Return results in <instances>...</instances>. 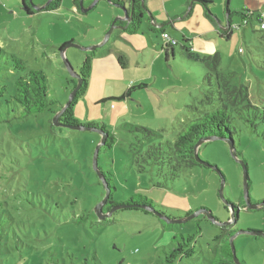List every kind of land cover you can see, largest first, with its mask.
I'll return each mask as SVG.
<instances>
[{
  "label": "rangeland",
  "instance_id": "1",
  "mask_svg": "<svg viewBox=\"0 0 264 264\" xmlns=\"http://www.w3.org/2000/svg\"><path fill=\"white\" fill-rule=\"evenodd\" d=\"M46 1L31 0L32 7H41ZM94 1L83 0V7ZM157 1L149 0V4L159 6ZM208 1L209 12L222 24L226 10L232 12L229 39L200 33L205 26L196 17L198 8L180 25L189 36L201 40L196 45L200 44L203 51L215 50L211 52L219 56V71L231 74L230 85L247 89L251 107L244 108L242 114L229 110L236 159L226 141L207 140L199 145L197 154L210 166L185 167L172 177L160 164L142 162L137 156L147 144L164 145L166 140H172L184 122L195 118L197 112L188 105L210 110L220 104L219 99H208L216 98L218 93L215 84L210 86L202 80L205 70L191 62H181L178 57H169L165 64L162 55L153 67L126 63L128 66L121 71L125 79H143L148 85L135 89L128 101L94 103L93 96L102 91L108 96L110 90L119 94L122 87L120 65L117 64L118 72L109 69L103 73L99 72L103 61L97 60L89 74L90 87L73 107L74 117L82 124L104 123L115 136L110 148H99L97 158L99 168L113 174V200L123 201L139 193L157 210L168 209L179 216L181 210L205 207L224 222L230 217L226 199L240 205L238 217L231 223L238 232L232 239L236 257L245 264H264V237L244 232H264V207H241L244 174L239 162L246 165L249 201L262 202L264 28L260 24L264 18L260 21L254 14L243 25L238 14L243 10L264 12V0H228V4L227 0ZM118 9L99 0L88 12H75L71 0H60L55 10L27 14L21 0H0V80L17 76L11 70L14 55L27 68L45 72L48 98L56 101L50 109L24 119H11L12 113L0 108V264H167L166 253L175 246L172 233L192 232L198 224L193 256L174 264H205L201 255L215 243L219 226L204 218L203 212L185 223L172 224L171 230L154 214L141 210L119 209L109 217L98 218L95 208L105 195V187L93 169L92 158L102 134L98 129L51 125L52 111L66 103L71 80H77L67 71L60 47L66 44L63 56L78 73L87 52L79 47L95 45L90 43L95 36L103 39L113 19L118 18L114 12ZM107 45L97 50L102 53ZM124 125L144 126L153 134L145 137L126 130ZM139 165L144 169L139 170ZM216 167L225 179L224 200L219 196L221 180Z\"/></svg>",
  "mask_w": 264,
  "mask_h": 264
},
{
  "label": "trees",
  "instance_id": "2",
  "mask_svg": "<svg viewBox=\"0 0 264 264\" xmlns=\"http://www.w3.org/2000/svg\"><path fill=\"white\" fill-rule=\"evenodd\" d=\"M73 6L75 7V12L80 11L79 2L80 0H71ZM144 0H106V2L113 7H125L126 11L131 12V20L126 21L122 19H116L114 21V25L122 28L124 31L128 33H135L141 28V24L143 21L147 23L150 20H153V16L149 13L144 5ZM203 6L205 15L208 19H210L215 25H217L216 35L219 39H229L232 34V24H231V16L232 12L227 9V21L228 25L222 24L212 13L208 10V0H198ZM21 5L23 9H25L27 14H33L37 10H55L60 5V0H47L43 6H38L39 9H34L32 7L31 0H21ZM37 7V6H36ZM84 8V7H83ZM241 17V21L244 24L248 22V19H251L254 14L257 15L258 20L260 19V14L257 12H249L247 10H243L238 12ZM156 24L154 21H152ZM219 22L222 25V29L218 27ZM166 23H163L161 27H155L152 23H148V29L153 33H167L165 31ZM173 38V37H172ZM175 39V38H173ZM176 44L171 45L170 43H165L166 48H172L175 46L183 47L182 57L185 61L191 62L200 66L203 70H205V74L202 75V80L206 81L210 86L215 84L216 90L218 93L216 98L208 97L209 101L213 99H219L220 104L218 106H214L210 110H200L197 107H192L193 111H196V117L187 120L184 122L178 130L175 131L174 137L172 140H166L164 145L161 142L158 144H147L144 150L137 153V156L140 157L141 161L149 162L152 161L155 164H160L164 168L167 169L169 174L172 177L178 176V171L185 167H192L194 165L201 166H210L207 162L196 161L194 154V146L202 140V142L207 141L205 139L209 137L218 138V140H229L232 141V133L230 129V111H235L238 114L243 113L244 108L251 107V104L248 99V93L246 87L240 86H232L229 81L231 78L230 73H223L219 71V56L217 53L211 55H202L193 50L184 47V42L187 40L182 37L181 39H175ZM71 41L70 43H72ZM66 46L63 44L60 47V51ZM97 49L87 51L84 56V60L80 66L78 71L80 84L75 92L73 98L67 105V107L63 110L61 115L58 117L57 121L59 123L58 126H68L72 128H86V129H98L102 134L103 143L100 145L105 148H110L115 142V136L113 133L109 132L105 127L104 123H85L82 124L79 120L74 117L73 107L79 97L84 95L89 80V74L92 67V61L97 53ZM2 50L0 49V55L2 54ZM12 59V72L17 76H14L12 80L2 81L0 80V108H5L8 112L12 113L11 119H24L30 115H35L41 113L45 110L50 109L52 106L56 104L55 100L48 98V81L45 72L41 69H31L27 68L25 63L11 55ZM118 64L123 67L125 66L126 60L123 55H117ZM214 81V83H213ZM72 87L71 90L77 85L78 80L72 79ZM147 84L139 83L129 87L122 95L118 97H109L105 100H123L130 96V94L137 88L146 87ZM63 107V105L54 111H52L53 117L54 115ZM52 117V118H53ZM243 117V116H242ZM245 118V117H244ZM249 123L252 121L249 118H245ZM253 124V123H252ZM51 125L53 122L51 120ZM254 125V124H253ZM56 126V127H58ZM130 125H124L126 130L130 132H140L143 133L145 137L153 134L152 129H149L144 126H134L129 127ZM99 127V128H98ZM101 140V141H102ZM204 140V141H203ZM201 142V143H202ZM200 143V144H201ZM199 144V145H200ZM99 147V148H100ZM199 147V146H198ZM198 149V148H197ZM99 152V150H98ZM232 154H235L236 151H231ZM136 156V159H138ZM199 157V155H198ZM98 158V156H97ZM138 162V161H137ZM244 163V162H243ZM97 168L103 178V185L105 187V195L107 193V199L105 203L102 205V212L107 213L110 210L115 212L119 209H128V210H141L145 213L154 214L159 221L162 222L163 226L168 230H171L172 224H182L185 223L194 217H196L198 212H206L212 215L211 211L205 207H200L196 211L192 210H181L182 214L179 216L173 215L168 211V209L157 210L154 208L153 202L146 198L145 196L134 193L130 195L126 200L123 201H115L112 197V192L115 190V186L112 180L113 174L109 171H104L98 166ZM139 170L144 169V165H139ZM217 169V167H216ZM217 172L221 171L217 169ZM222 174V173H221ZM223 175V174H222ZM99 177V176H98ZM104 195V196H105ZM244 199V198H243ZM225 208L230 212V217L226 221L236 220L238 217V211L240 205H236L234 203L229 202L225 199ZM255 204V203H252ZM256 208L264 207V200L260 203L256 204ZM243 209H250L246 206L245 200L243 205L241 206ZM156 213L165 216L167 219L171 220H182L181 222H166L164 219L160 218ZM195 214L193 217L189 218ZM202 216L206 218L209 222H211L205 213H202ZM213 216V215H212ZM214 217V216H213ZM216 220L217 218L214 217ZM184 220V221H183ZM218 221V220H217ZM225 222V221H224ZM212 223V222H211ZM214 224V223H212ZM216 225V224H214ZM219 226V225H216ZM220 232L214 238V244L212 246H208L205 254L201 255V258L205 262V264H236L234 261V257L236 255L232 253L231 245L228 240L235 236L238 232L232 229L231 223L228 225L219 226ZM200 231L199 224L197 225V230L188 233H172V240L175 244L173 248H171L165 256V261L167 264H174L176 261L181 260L182 258H191L194 254L192 244L195 241L196 234ZM252 231V230H247ZM241 232V231H239ZM250 235V234H249ZM255 236V235H251ZM262 237V236H256ZM237 258V257H236ZM241 264H245V262L239 258H237ZM17 264V263H15Z\"/></svg>",
  "mask_w": 264,
  "mask_h": 264
},
{
  "label": "crops",
  "instance_id": "3",
  "mask_svg": "<svg viewBox=\"0 0 264 264\" xmlns=\"http://www.w3.org/2000/svg\"><path fill=\"white\" fill-rule=\"evenodd\" d=\"M98 1L99 0H96L95 4L92 3L91 4L92 7H94ZM143 2L146 9L153 16V20H150L148 23L150 24L152 23L153 25L154 23L152 21H154L156 24L166 23L165 31L171 37L178 40L184 37L187 40V42L183 43L184 47H187L193 50L194 52H197L202 55H211L212 54L211 51H215V50H211L209 52L203 51L204 49L201 48L200 44L196 45V42H199L201 40L197 39L195 36H189V33L185 31V28L182 25H180L181 22H183L187 18H190L192 15L196 14V11H194V9L198 8L200 12L197 13L196 17L198 16V18L201 20L202 25L205 26V28L200 30L201 31L200 33L209 32V34L211 33V35L213 34L214 36L217 37L216 35L217 25H215L210 19L207 18L203 6L198 0H175L176 3H172L169 0H158L155 3L159 4V6L156 4H149L150 3L149 0H144ZM114 12L115 15L117 14L118 17L123 18V12L120 8L118 9V11H114ZM148 23L146 21H143L140 30H138L135 33H128L123 29H120L119 27L113 29L108 41L106 42L108 43L105 49L106 52L104 51L101 53V51L100 52L98 51L92 61V64L94 65L97 60H101L103 61V63H101V65L99 66V72L107 71L109 69L112 70L113 72L114 71L118 72L117 55H123L125 57L127 64L135 63L137 67L140 66L147 67L148 64H152L151 67H153V65L156 62L161 60L162 55L164 56L165 64L169 62L170 60L169 57L172 60L173 58L178 57V59L181 62L189 63L185 61L182 57V52H183L182 46L166 48L160 34L153 33L148 29ZM102 27H103V31H105L106 26L103 24ZM217 39H219V37H217ZM101 40H102V36L98 35L95 36L94 38H91L90 43L96 44ZM212 49H214L213 46ZM149 55H150V61L148 59ZM126 63L125 66L123 67L120 66V68L118 67L119 73H121L120 80L122 81V87L118 92L119 94H115L116 92L114 93L113 91L110 90L108 96H105L104 91H102L99 96L95 95L92 97L94 103L105 102L107 101L105 99L109 97H118L133 85L139 83L147 84L143 79L140 80V82L139 81L137 82L136 80H126L125 75L122 74L121 72L123 71L124 68L128 66ZM140 76L142 77V74H140ZM88 87L90 86L88 85L86 90H88ZM131 96L132 93L130 94L129 97L123 100L128 101ZM179 108L181 109V107Z\"/></svg>",
  "mask_w": 264,
  "mask_h": 264
},
{
  "label": "water",
  "instance_id": "4",
  "mask_svg": "<svg viewBox=\"0 0 264 264\" xmlns=\"http://www.w3.org/2000/svg\"><path fill=\"white\" fill-rule=\"evenodd\" d=\"M82 1L83 0H80V2H79V6H80V11L82 12V13H85V12H88L91 8H92V5L91 6H89V7H87V8H83V3H82ZM96 1V0H95ZM95 1L93 2V4H95ZM226 4H228V0H227V3ZM35 9H39V7H34ZM121 10H122V12H123V18L122 17H118V18H115L114 20H116V19H122V20H126V21H130L131 20V12H127L126 11V9H125V7H119ZM189 8H190V6H189ZM226 24L228 25V21H227V10H226ZM155 25V27H161L163 24H154ZM218 27L220 28V29H222V25L218 22ZM115 28H117V26H115L114 25V21H112V23L110 24V27L107 29V31L105 32V34H104V37H103V39L99 42V43H97V44H95V45H92V46H86V47H79L78 45V47L81 49V50H83V51H91V50H95V49H97V48H99V47H101V46H103L107 41H108V39H109V37H110V35H111V33H112V31H113V29H115ZM120 29H122V28H120ZM66 47V46H65ZM65 47L60 51L61 52V55H62V57H63V63H64V65H65V67H66V69H67V71L71 74V75H73L77 80H78V82H77V85L71 90V92L69 93V96H68V99H67V101H66V103L63 105V107L54 115V117L52 118V122H53V125H55V126H58L59 125V123H58V121H57V119H58V117L61 115V113L63 112V110L67 107V105L69 104V102L71 101V99L73 98V96H74V94H75V92L77 91V89H78V87H79V84H80V80H79V75H78V73H74L73 72V69L71 68V66L69 65V62L67 61V59L63 56V51H64V49H65ZM214 139H218V138H215V137H209V138H207V139H205V140H214ZM204 141V140H203ZM224 141H226L228 144H229V147H230V149H231V151L233 150V144H232V141H229V140H224ZM202 142V140L201 141H199L195 146H194V154H195V158H196V161H200V159H199V157H198V154H197V148H198V146H199V144ZM103 143V140L101 141V143L96 147V149H95V151H94V153H93V158H92V161H93V169H94V171L97 173V175L100 177V179L103 181V178H102V176H101V174H100V172H99V169L97 168V156H98V150H99V147H100V145ZM233 156H234V158L236 159V156H235V154H233ZM237 161H239V160H237ZM240 163H241V165H242V169H243V174H244V200H245V203H246V206L248 207V208H250V209H254V208H256L257 207V205L256 204H252L250 201H249V199H248V191H247V183H246V181H247V169H246V165L242 162V161H239ZM219 173V175H220V180H221V183H220V187H219V196L224 200V197H223V195H222V189H223V185H224V181H225V179H224V177H223V175L220 173V172H218ZM106 199H107V193H106V195L103 197V199L97 204V206H96V208H95V212H96V215L98 216V218H100V219H104V218H106V217H109L111 214H112V211L114 210V209H112V210H110L109 212H107V213H104V212H102V209H101V207H102V205L105 203V201H106ZM203 213H205L206 215H207V217H208V219L212 222V223H214V224H216V225H219V226H223V225H228V224H230V223H233L235 220H232L231 222L230 221H225V222H219V221H217L212 215H210V214H208V213H206V212H203ZM160 218H162V219H164L166 222H181L182 220H171V219H167V218H165V216H163V215H161V214H158V213H156ZM195 214H193L192 216H190L189 218H191V217H193ZM184 221V220H183ZM244 232H247L248 234H250V235H255V236H262V237H264V232L263 231H257V230H252V231H244ZM234 237V236H233ZM233 237L232 238H230V245H231V249H232V253H233V255L235 254V250H234V246H233V243H232V239H233ZM234 261H235V263L236 264H241L239 261H238V259L236 258V257H234Z\"/></svg>",
  "mask_w": 264,
  "mask_h": 264
},
{
  "label": "built area",
  "instance_id": "5",
  "mask_svg": "<svg viewBox=\"0 0 264 264\" xmlns=\"http://www.w3.org/2000/svg\"><path fill=\"white\" fill-rule=\"evenodd\" d=\"M264 18V12L260 13V19L262 20ZM260 20V21H261ZM261 28H264V23L261 21L260 24ZM161 38L163 39V41L165 43H170L171 45H175L176 44V40L173 39L168 33H162L161 34Z\"/></svg>",
  "mask_w": 264,
  "mask_h": 264
}]
</instances>
